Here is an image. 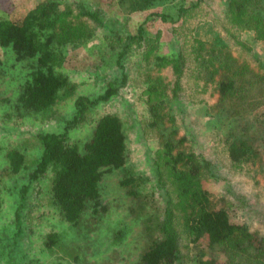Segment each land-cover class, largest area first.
<instances>
[{"label":"rangeland","instance_id":"obj_1","mask_svg":"<svg viewBox=\"0 0 264 264\" xmlns=\"http://www.w3.org/2000/svg\"><path fill=\"white\" fill-rule=\"evenodd\" d=\"M197 1L160 0L152 9L132 11L131 2L125 0H0V22L19 26L31 13L38 17L41 10L50 15L66 10L68 19L84 32L69 43H51L57 47L52 66L66 77L67 88L59 92L48 114H27L18 108L31 61L18 60L8 47L0 46V264H141L148 248L166 235H172L177 244L173 264L207 260L264 264L255 249L264 238L262 98L258 93L255 101L240 98L243 106L253 102L261 106L252 107L243 120L247 133L255 135L251 147L258 155V173L251 178L234 168L215 135L227 123V117L220 116L219 121L217 113L244 95L219 104L217 95L198 91L199 86L196 89L184 73L175 76L171 64L157 71L175 90V98L164 107L160 105L163 92L151 77L156 66L147 65L148 54L169 61L181 56L182 70L193 72L198 65L191 49L196 39L224 46L234 55L242 51L264 70V35L247 27L234 28L227 19L226 0H200L192 7ZM261 2L258 12L264 25ZM191 7L176 18L180 8ZM42 15L34 21L36 28L37 24L45 28ZM122 50L124 55L119 57ZM148 62L153 63L152 57ZM255 63L253 67L259 66ZM110 89L116 93L107 101L100 100ZM80 98L87 107L69 127ZM255 114L262 116L254 118ZM105 115L117 117L122 124L126 163L120 169H104L98 199L87 204L76 223L67 222L51 200L53 172L30 179L42 151L40 136L66 131L69 142L83 145ZM166 140L172 143L173 153L182 150L193 154L200 166L204 163L200 188L209 194L207 208H225L234 223L249 228L254 241L247 252L232 251L231 246L208 248L204 238L192 240L186 226V197L172 182ZM11 153L22 156L17 173L11 169Z\"/></svg>","mask_w":264,"mask_h":264},{"label":"trees","instance_id":"obj_2","mask_svg":"<svg viewBox=\"0 0 264 264\" xmlns=\"http://www.w3.org/2000/svg\"><path fill=\"white\" fill-rule=\"evenodd\" d=\"M125 1L131 2L130 10L144 11L154 8L155 3L160 0ZM199 1L192 7H196ZM261 1L226 0L229 7L227 13L229 23L238 30L247 27L264 35L263 16H260L258 12L261 9ZM192 7L180 8L176 18L179 19L185 15ZM42 11L44 10L38 13V17L42 15ZM86 13L87 16H94ZM44 15H42L44 18L42 22L45 28L39 24L37 28L35 27L34 21H37L38 17L34 16V13L27 16L19 26L10 21L0 22V46L8 47L18 60L31 61L28 79L17 98L18 108L27 114H48L58 100L59 92L67 88L66 77L55 72L52 66L57 47L55 48V44L51 46V43L54 42L60 46L62 43L71 42L74 38L79 39L84 36L80 34L84 32H80L77 25L68 19L70 16L68 11H58L52 15L44 11ZM43 36L45 39L41 42ZM192 40L194 43L191 49L195 53L194 60L198 63L193 72L182 70L179 63L181 56L177 60L170 61L150 54L148 57L144 56L148 66H156L152 69L151 77L164 95L160 105L168 106L175 98V90L171 89V84L167 83L163 75L157 74V71L171 64L175 76L184 73V76H188L194 82L196 89L199 86L198 91L208 92L209 96L217 95L216 100L219 104L232 102L236 94L244 95V97L239 95L230 108L222 105L227 109L224 108L219 115L217 113L218 120L221 121L220 116H224V118L227 117V123L219 125L220 128L215 135L219 137L217 143H221L234 168L253 178V174L258 173L255 164L258 155L251 147L255 135L247 133L249 128L243 120L252 113V107L258 109L261 106H255L254 102L251 103L252 106L250 104L243 106L240 98L247 97L255 101L256 93H258L264 106V70L261 69L257 60H247L242 51L234 55L233 52L225 51L224 46L221 48L216 44L213 46L196 39ZM236 44L244 49L238 41ZM123 55L122 50L119 57ZM150 57L153 63L148 62ZM253 62L259 63V66H256L257 70L252 66ZM246 75L249 76L248 79L245 78ZM179 87L181 89V85ZM115 93L116 89L107 90L100 100L107 101ZM83 101L82 98L77 101L75 115L67 122V126L70 127L76 123L77 118L84 114L87 106ZM262 113L264 115V111ZM257 115L255 114L254 118ZM67 133L66 131L46 133L40 136L42 151L38 163L30 173V179L36 180L46 172H53L52 203L60 210L67 222L76 223L84 213L87 204L98 199V183L103 170L120 169L125 165L127 148L122 124L117 117L111 115H105L98 120L91 137L83 145L69 142ZM164 145L166 154L168 153L167 157L170 159L172 182L174 186H179L181 196L186 197L185 202L189 209L186 226L192 240L198 242L204 238L207 240L208 248L231 246L232 251L237 252H247L249 248H252L254 235L244 223H234L225 208H207L209 194L200 188L202 176L205 174L201 172V166H204V163L202 162L200 166L193 154L182 150L174 154L170 140H166ZM9 158L12 171L17 173L21 169L22 156L11 153ZM255 249L259 250L264 261V238ZM176 258V241L172 235H166L163 240L153 243L148 248L141 257V264H173ZM256 258L254 256L250 260L253 262ZM199 264H216V262L207 260Z\"/></svg>","mask_w":264,"mask_h":264}]
</instances>
